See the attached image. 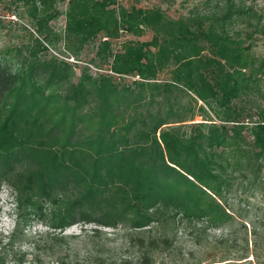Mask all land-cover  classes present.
Instances as JSON below:
<instances>
[{
    "label": "trees",
    "instance_id": "trees-1",
    "mask_svg": "<svg viewBox=\"0 0 264 264\" xmlns=\"http://www.w3.org/2000/svg\"><path fill=\"white\" fill-rule=\"evenodd\" d=\"M21 1L38 36L0 51V183L14 189L16 231L59 198L49 226L123 222L134 264H153L173 244L167 224L217 226L233 219L229 195L264 199V17L253 6L202 0L173 17L118 0ZM64 3L62 34L49 22ZM53 36L76 60L94 44L103 71L40 54Z\"/></svg>",
    "mask_w": 264,
    "mask_h": 264
},
{
    "label": "rangeland",
    "instance_id": "rangeland-1",
    "mask_svg": "<svg viewBox=\"0 0 264 264\" xmlns=\"http://www.w3.org/2000/svg\"><path fill=\"white\" fill-rule=\"evenodd\" d=\"M200 1L118 0L128 6H158L173 17L187 14ZM241 3L253 6L264 17V0H241ZM215 5L213 2L212 6ZM59 7L63 13L49 24L56 33L64 34L67 4ZM32 10L31 4L21 0H0V51L34 44L38 33L32 21ZM123 34L115 41V48L126 39L127 35ZM151 34L148 30L141 39H151ZM256 35L255 51L264 55V36ZM48 46L49 50L40 54L77 62L78 71L85 65L94 75L103 71L98 64L91 62L96 51L92 43L82 49L79 60L70 55L63 38L53 36ZM127 79L131 80L130 77ZM14 194L8 182L0 183V264H74L77 261L81 264H107L120 259L134 264L136 261L140 248L133 244L134 241L130 243L134 230L123 222L107 226L79 218L78 222L64 229L49 226L52 211L61 204L59 198L58 202H43V211L37 209L36 213L25 216L24 224L16 231L18 217ZM226 202L232 206L233 219L220 225H208L205 220L186 224V218H180L175 226L167 224L161 228L173 237V244L168 249L157 250L153 264H264V199L229 195ZM113 219L120 220L118 217ZM12 235L13 242L10 243Z\"/></svg>",
    "mask_w": 264,
    "mask_h": 264
}]
</instances>
